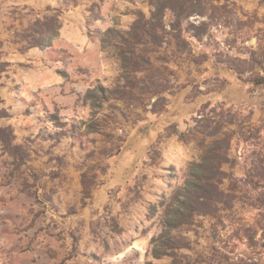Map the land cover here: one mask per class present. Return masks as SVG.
I'll list each match as a JSON object with an SVG mask.
<instances>
[{
    "label": "rangeland",
    "instance_id": "obj_1",
    "mask_svg": "<svg viewBox=\"0 0 264 264\" xmlns=\"http://www.w3.org/2000/svg\"><path fill=\"white\" fill-rule=\"evenodd\" d=\"M204 1L199 38L186 21L188 47L152 55L165 105L139 84L93 112L87 89L120 74L101 32L148 0H0V264H264V0ZM211 138L228 147L222 199L156 259L160 202Z\"/></svg>",
    "mask_w": 264,
    "mask_h": 264
},
{
    "label": "trees",
    "instance_id": "obj_2",
    "mask_svg": "<svg viewBox=\"0 0 264 264\" xmlns=\"http://www.w3.org/2000/svg\"><path fill=\"white\" fill-rule=\"evenodd\" d=\"M148 4L149 15L146 16L142 11L135 12V19L127 30L107 27L101 32L100 46L103 49H113L120 62V74L114 87L98 84L87 89L85 98L89 101L93 112L110 99L135 98L133 90L139 84H143L139 88L142 91L136 94L155 96L151 103L152 108H157L158 104L165 105L164 91L150 86L155 84L157 78V74L153 72H160L155 62V59L158 60L160 57L156 56L153 59L152 55L163 48L165 54L170 51L168 56L166 54L163 58L164 61L171 62L172 57L178 53L181 54L185 50L182 48V43L184 47L185 45L188 47V42L183 38V34L189 32L185 25L186 21L195 28L193 35L199 38L205 23L194 24L189 22L188 18L192 15H203L206 2L204 0H148ZM167 13L170 14V18L166 22ZM50 18L52 26H49L48 39L55 36L60 27L57 16ZM48 39L44 42L36 41L33 45L47 46ZM187 53L191 54V49H188ZM192 57L190 61L199 63ZM138 73L143 74L137 78ZM252 81L264 85V75H259ZM0 131L3 132L1 127ZM0 139L5 140L3 137ZM220 142L218 138H211L204 145L198 160L189 162L187 175L182 184L161 200V228L150 238L147 251L152 257L160 259L170 256V250L179 247L173 231L181 226L192 225L196 216L211 214L215 210V205L221 201L223 193L220 185L225 177L222 165L228 161V147H223ZM145 264L154 263L148 261Z\"/></svg>",
    "mask_w": 264,
    "mask_h": 264
},
{
    "label": "crops",
    "instance_id": "obj_3",
    "mask_svg": "<svg viewBox=\"0 0 264 264\" xmlns=\"http://www.w3.org/2000/svg\"><path fill=\"white\" fill-rule=\"evenodd\" d=\"M168 118H169V119H172V116H169ZM169 121H171V120H169Z\"/></svg>",
    "mask_w": 264,
    "mask_h": 264
}]
</instances>
